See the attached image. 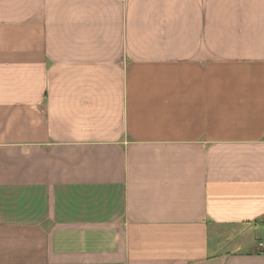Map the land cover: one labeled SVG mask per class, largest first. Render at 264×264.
Masks as SVG:
<instances>
[{
	"label": "crops",
	"instance_id": "1",
	"mask_svg": "<svg viewBox=\"0 0 264 264\" xmlns=\"http://www.w3.org/2000/svg\"><path fill=\"white\" fill-rule=\"evenodd\" d=\"M264 0H0V264H264Z\"/></svg>",
	"mask_w": 264,
	"mask_h": 264
},
{
	"label": "built area",
	"instance_id": "2",
	"mask_svg": "<svg viewBox=\"0 0 264 264\" xmlns=\"http://www.w3.org/2000/svg\"><path fill=\"white\" fill-rule=\"evenodd\" d=\"M256 249L259 254L264 255V240L258 241L256 244Z\"/></svg>",
	"mask_w": 264,
	"mask_h": 264
}]
</instances>
